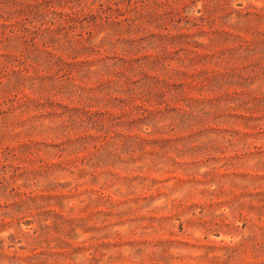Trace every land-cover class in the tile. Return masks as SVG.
<instances>
[{
	"label": "rangeland",
	"instance_id": "1",
	"mask_svg": "<svg viewBox=\"0 0 264 264\" xmlns=\"http://www.w3.org/2000/svg\"><path fill=\"white\" fill-rule=\"evenodd\" d=\"M16 1L17 4H9L14 15L5 31L0 28V35H19L25 41L18 40L15 48L1 46L0 59L7 53L24 60L15 63V68L25 73L27 68L30 75L42 72L51 77L44 81L48 96L77 107L74 93L54 95L67 83L66 77L61 76L67 73L65 68L41 71L27 58V50L31 49L33 37L43 49V28L48 27L50 35L63 43L69 38L87 36L84 27L58 31L59 21L49 11L52 6L59 11L63 4ZM80 1V5L91 7L97 14L90 31L91 43L100 46V51L71 58L63 48L56 52L58 39L52 52L65 60H83L91 68H98L105 58L104 61H111L125 54V40L139 43L126 58L158 56L163 66L157 65L156 70L170 84L164 88L163 102H153L155 107L151 108L162 112L166 106L175 109L158 117L154 127L143 124L92 131L112 147L103 157L105 162L91 168L82 160L95 153V143L76 151L68 149L59 158L48 157L44 147L34 143L65 141L68 136L59 135L58 131L55 139V131L50 130L56 121L45 116L36 122L38 128L30 135L18 121L31 118L34 111L5 116L1 109L7 105L0 99V264H264V156L254 147L262 146L264 139L255 138L254 122L245 125L239 117H257L260 111H246L247 106L235 108L232 103H225L230 96L233 101L234 92L241 94L242 102L253 103L260 98L264 89V81L259 79L260 49L256 55L230 61L239 84H227L221 89L201 87L209 83L208 78L215 72L220 75L224 69L199 57L226 46H261L264 0L111 3L127 18L133 6L144 3L143 13L147 11L146 17L152 16L155 23L135 32L128 30L129 22L123 17L115 19L116 11L97 12L98 0ZM68 6L75 4L64 8ZM240 9L250 12L246 24L237 23L234 11ZM36 12L44 14L41 28L40 21H31ZM106 15L121 22H107ZM162 22L167 29L159 27ZM222 31L236 37L210 46L211 39L223 36ZM166 33L176 38V43L162 51L160 42L170 39L161 40L159 36ZM179 35L187 37L178 38ZM189 57L193 61L187 69L181 61ZM2 70L0 86L11 74L9 67L5 73ZM177 71L179 74L174 75ZM182 71L187 74H180ZM72 77L82 86L93 83L81 79L76 71ZM100 79L105 82L114 78L103 75ZM174 87L180 91L177 99L170 95ZM18 96L46 98V94L34 95L27 88ZM216 99L220 101L219 108L207 113L209 103ZM76 128L69 133L70 139L80 135L82 129ZM128 133L166 142L146 143L131 151L124 147L126 140L120 136Z\"/></svg>",
	"mask_w": 264,
	"mask_h": 264
},
{
	"label": "trees",
	"instance_id": "2",
	"mask_svg": "<svg viewBox=\"0 0 264 264\" xmlns=\"http://www.w3.org/2000/svg\"><path fill=\"white\" fill-rule=\"evenodd\" d=\"M99 9L97 12L102 10L116 11L115 19L118 17H123V21H128L130 32H135L139 30H144L145 26L152 23L154 20L152 16H147V11L143 13L142 4L140 7L133 6L132 14L129 18L124 13L120 11L119 8L113 9L111 3L119 4L121 0H98ZM176 0H164V2H174ZM229 0H227L228 2ZM163 2V1H162ZM159 4H163V3ZM165 3V4H166ZM9 4H17L16 0H0V28L5 31L9 27L11 18H13L14 12L9 9ZM45 4H63V9L57 10L54 6L50 7L49 13L58 19V31L70 29L74 31L78 27L83 28L87 33V36H79L78 38H69L65 42L59 39V44L55 48L59 51L61 48L65 52H68L71 58H77L82 56H88L94 52H99L101 48L95 43H91L92 34L90 31V25L96 22L97 14L91 7L86 9V6L80 4V0H45ZM67 4H75V6H68ZM86 4V3H85ZM58 5V6H59ZM103 6H106L104 8ZM11 8V7H10ZM236 16L238 17L237 23H247L250 20V12L246 9L235 10ZM100 16V13L99 15ZM44 14L36 12L32 15L31 21H40V27L43 25ZM107 22L119 25L121 20H112L110 16H105ZM244 20V21H243ZM53 23V22H49ZM155 23V22H153ZM236 24V25H239ZM160 28L167 29V25L162 22L158 24ZM223 36L211 39L209 44L217 45L222 41H229V39L235 38V34H231L227 31H222ZM185 35H179L181 38ZM161 37V38H160ZM169 37L170 42H160V49L166 51L168 45L176 43V38L172 37L169 33L162 34L159 38L162 40ZM187 37V36H185ZM183 38V37H182ZM41 45L42 48L38 47L36 44L35 37L32 38L31 49H28V56L33 60L41 71L52 70L53 68H58L62 70L65 68L67 73L61 74V76L66 77L67 83L63 87H59L58 90L54 91V86H51V90L54 91V95L64 93L69 95L74 93L76 95L78 106L70 107L66 104H62L55 100H52L46 92L44 86V81L49 78V76L44 75V73H38L35 75L28 74V69L24 68L27 73L23 72L21 69L15 68V63H24V60L17 58L16 56L9 55L7 53L2 54V59H0V69L5 73L6 69L9 67L11 69L10 78L7 82H4L0 86V99L2 104L7 106L1 109V113L5 116H17L16 112L20 111L19 114L29 113L31 110L34 111V115L31 118L20 119L19 126L25 128V132L32 135V132L37 130L38 125L36 122L42 120L47 116L48 118H53L56 122L50 130L55 131L56 137L58 134L62 136H68L67 139L62 142H35L34 145L42 146L45 149V154L48 157L59 158L62 154L68 150L72 151L84 149V146H89L93 143L95 148V153L89 157L82 160V162L91 168L99 167L105 160L103 157L112 147L108 142L104 140H99V136H95L92 131L108 130L112 127H122L123 129H128L127 126H138L146 124L147 126L154 127L158 117H164L167 113L173 111L175 108L170 106L165 107V111L152 109L155 107L154 103L163 102V96L166 87L170 86L169 82L162 79L156 70V66L161 64L163 66L162 60L158 56L153 59H148L146 57L140 58L134 55L130 59L126 58L133 51L139 47V43L129 42V40L124 41L126 46L125 54L122 56H115L111 61H104L98 63L100 65L98 68H91V65L87 61L81 60L80 62L68 61L63 59L58 54L52 52V47L54 44L58 43V39L55 36L50 35L48 27L46 29H41ZM142 38H139L141 40ZM25 41L19 35L10 37L6 34L0 35V47L3 48H15L17 41ZM86 44H81V42ZM81 44V45H80ZM157 44V42H156ZM208 44V45H209ZM101 47L104 42H100ZM261 46L256 47L247 43L245 45L238 44L237 46H226L222 49L216 50L211 54L199 55L204 61H214L216 66H223V73L220 75L215 72L212 78L209 77V83L207 85L202 84V88L221 89L227 84L235 86L237 81L234 79V71L230 65L231 60L238 61L242 58H247L250 55H256L258 52L260 55V61L258 62L259 69L261 71V76L259 79L264 81V41L261 42ZM98 46V47H97ZM42 53L46 54V57L42 56ZM88 54V55H87ZM193 58L189 57L187 61H181L184 68H187L189 64L192 65ZM76 69V70H75ZM188 69V68H187ZM77 72L81 79H87L93 81L91 86H82V84H77L72 77L74 72ZM177 71L174 75H178ZM180 74H187L186 71L180 72ZM112 76L114 79L103 82L100 78L103 76ZM140 77V78H136ZM254 80V79H253ZM175 86L176 84H172ZM179 85V84H177ZM179 87V86H178ZM178 87H174L175 90L170 94L172 99H177L180 95ZM29 89L34 95L43 96L46 94V98H29V97H19L21 93L23 94L24 89ZM45 92V93H43ZM241 94L234 92L232 95L233 101H231V96L227 98L225 103H232L235 108L246 107V111H260V115L257 117H246L240 114L239 117L244 121L245 125L248 122L253 123V129H256L255 138L264 139V89L261 92V96L258 100L253 103L250 101L240 100ZM15 102V103H14ZM17 102V103H16ZM220 101L216 99L211 101L208 105L209 112L212 113V109L219 108ZM230 106V105H229ZM76 127L82 129L80 135L74 139L69 138V133ZM69 130V131H68ZM60 133L57 134V132ZM120 135V134H119ZM231 135V134H230ZM126 140L124 147L128 150L135 151L137 148L140 149L143 144L146 143H165V140H150L140 137L139 135L122 134ZM98 141V142H97ZM106 142V143H105ZM65 144H69L65 146ZM257 153L264 156V142L262 146L257 147ZM37 232V230L35 231ZM35 256L34 258H36ZM38 258V257H37Z\"/></svg>",
	"mask_w": 264,
	"mask_h": 264
}]
</instances>
